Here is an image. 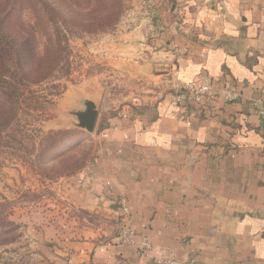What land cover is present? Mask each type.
<instances>
[{
  "label": "crops",
  "instance_id": "crops-1",
  "mask_svg": "<svg viewBox=\"0 0 264 264\" xmlns=\"http://www.w3.org/2000/svg\"><path fill=\"white\" fill-rule=\"evenodd\" d=\"M188 1L185 35L163 30L141 54L131 36L120 46L157 90L133 121L111 122L89 166L56 183L74 211L71 233L46 228L67 234L62 264H264V0ZM190 84L210 88L203 103ZM225 89L238 99L224 102ZM128 224L151 243L147 256L120 242Z\"/></svg>",
  "mask_w": 264,
  "mask_h": 264
},
{
  "label": "rangeland",
  "instance_id": "rangeland-1",
  "mask_svg": "<svg viewBox=\"0 0 264 264\" xmlns=\"http://www.w3.org/2000/svg\"><path fill=\"white\" fill-rule=\"evenodd\" d=\"M188 2L119 0L120 15L111 27L73 28L68 36L67 74L55 73L50 85H58L57 89L40 87L45 96L49 95V102L43 104L49 117L39 113H34V117L24 115L0 133V264H62L60 253L67 234L51 238L46 228L71 233L66 216L74 211L68 209L56 188V183L63 179L50 180L48 175L61 163L84 156L91 157L84 168L89 166L100 155L111 122L133 121L140 113L141 98L157 89L134 67L138 59L132 61L126 53L128 46L125 51L120 46L131 36L135 48L132 51L141 54V42L155 38L163 30L173 28L170 32L185 35L179 26L188 30L185 26L193 18ZM186 33L188 36L190 31ZM117 58L122 59L119 68ZM84 101H92L98 111L92 134L77 128L72 114L84 110ZM48 131H66L72 137L60 145L57 151L64 153L54 162L48 159ZM56 138L60 141L62 137ZM72 144L75 147L65 151ZM3 221L12 223L14 228L2 230Z\"/></svg>",
  "mask_w": 264,
  "mask_h": 264
},
{
  "label": "trees",
  "instance_id": "trees-1",
  "mask_svg": "<svg viewBox=\"0 0 264 264\" xmlns=\"http://www.w3.org/2000/svg\"><path fill=\"white\" fill-rule=\"evenodd\" d=\"M120 9L119 0H0V133L24 115L49 117L43 107L49 95L40 87L57 89L58 85H50L55 73L67 74L69 34L73 28L111 27ZM45 137L51 141L48 159L52 162L64 153L57 151L60 145L72 139L66 131H48ZM90 158L61 163L48 176L50 180L71 178ZM10 227L14 225L1 223L2 230Z\"/></svg>",
  "mask_w": 264,
  "mask_h": 264
},
{
  "label": "built area",
  "instance_id": "built-area-1",
  "mask_svg": "<svg viewBox=\"0 0 264 264\" xmlns=\"http://www.w3.org/2000/svg\"><path fill=\"white\" fill-rule=\"evenodd\" d=\"M187 96L190 101L201 104L203 103L208 95L210 94V88L206 85H187L186 87ZM223 100L226 103H232L239 97L238 92H234L229 89L222 91ZM184 101L182 95H177L174 99L175 104H180ZM257 115L262 121H264V105L259 106L256 109ZM119 209L123 215H129L130 211L127 203L124 199L119 201ZM119 240L123 245H134L137 249L139 256H147V252L151 250V243L145 235L138 234L135 226L126 225L120 230ZM155 264H180L174 259L168 257H159L155 260Z\"/></svg>",
  "mask_w": 264,
  "mask_h": 264
},
{
  "label": "water",
  "instance_id": "water-1",
  "mask_svg": "<svg viewBox=\"0 0 264 264\" xmlns=\"http://www.w3.org/2000/svg\"><path fill=\"white\" fill-rule=\"evenodd\" d=\"M84 110L72 113L77 119V128L85 130L87 133L92 134L95 130L98 111L96 105L92 101H84Z\"/></svg>",
  "mask_w": 264,
  "mask_h": 264
}]
</instances>
